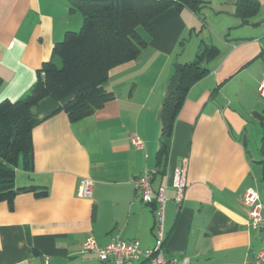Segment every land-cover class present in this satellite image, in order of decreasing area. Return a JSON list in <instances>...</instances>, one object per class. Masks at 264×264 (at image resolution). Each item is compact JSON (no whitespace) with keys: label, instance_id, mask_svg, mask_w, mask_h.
<instances>
[{"label":"crops","instance_id":"obj_1","mask_svg":"<svg viewBox=\"0 0 264 264\" xmlns=\"http://www.w3.org/2000/svg\"><path fill=\"white\" fill-rule=\"evenodd\" d=\"M256 1L247 22L235 13L237 0L167 8L149 22L154 35L141 29L147 44L139 54L109 71L103 86L113 98L91 115L71 121L68 99L39 101L30 169L14 170V188L25 190L0 202V264H111L82 251L88 236L99 246L116 235L142 250L154 246V204L138 199L133 179L157 169L174 63L194 60L204 45L215 52L175 117L163 172L152 177L153 188L166 187L163 247L182 264H253L264 230L247 226L241 199L252 187L264 205V0ZM78 12L71 0H0V102L29 93L54 44L80 29ZM182 160L186 188L177 205L172 182ZM82 177L93 181L91 198L76 194Z\"/></svg>","mask_w":264,"mask_h":264},{"label":"trees","instance_id":"obj_2","mask_svg":"<svg viewBox=\"0 0 264 264\" xmlns=\"http://www.w3.org/2000/svg\"><path fill=\"white\" fill-rule=\"evenodd\" d=\"M82 16L78 31H67L52 48L50 60L40 65L38 77L29 93L15 101L0 102V202L12 203L25 188H14L15 168L21 163L30 169L31 130L39 122L35 107L44 97L68 99L64 110L71 121L94 113L113 98L105 89L109 71L134 59L147 44L143 29L154 35L149 23L167 8L187 6L197 9L201 0H71ZM256 0H237L235 13L243 22L257 13ZM215 52L213 46H200L194 60L174 63L160 112V138L157 171L163 172L171 138L172 124L191 87L207 69L204 61ZM260 153L264 163V134ZM44 195L45 192L37 193Z\"/></svg>","mask_w":264,"mask_h":264},{"label":"built area","instance_id":"obj_3","mask_svg":"<svg viewBox=\"0 0 264 264\" xmlns=\"http://www.w3.org/2000/svg\"><path fill=\"white\" fill-rule=\"evenodd\" d=\"M259 95L264 97V81L259 82ZM132 144L142 147V142L138 137H132ZM186 162L182 160L178 163L173 176V201L177 205L182 202L186 188ZM157 171L155 169H144L133 179L136 195L138 199L146 204H154L153 209V233L154 246L148 250H142L137 240H125L119 235L114 236L110 242L104 246L97 245L92 236H88L82 243L83 252H94L101 261H110L111 264H125L126 261L146 258L149 264H182L186 260H180L174 256L165 255L163 247L165 240V202L167 200L164 185H159L156 189L152 186V177ZM77 195L83 198H91L93 191V181L90 178L82 177L78 180ZM256 189L249 187L243 194L242 204L248 210L247 226L255 231L264 230V205L259 200ZM253 264H264V240L262 246L254 251L252 256Z\"/></svg>","mask_w":264,"mask_h":264},{"label":"rangeland","instance_id":"obj_4","mask_svg":"<svg viewBox=\"0 0 264 264\" xmlns=\"http://www.w3.org/2000/svg\"><path fill=\"white\" fill-rule=\"evenodd\" d=\"M140 31H142L141 29H139ZM193 37H196L195 34L192 35ZM231 36H233V33H231ZM212 39L214 40V42H216V39L214 38V36H212Z\"/></svg>","mask_w":264,"mask_h":264}]
</instances>
